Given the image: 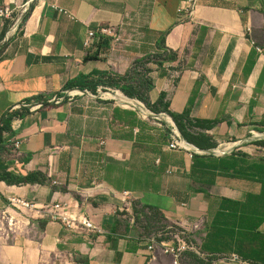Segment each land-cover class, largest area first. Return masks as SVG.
<instances>
[{"label": "crops", "instance_id": "obj_1", "mask_svg": "<svg viewBox=\"0 0 264 264\" xmlns=\"http://www.w3.org/2000/svg\"><path fill=\"white\" fill-rule=\"evenodd\" d=\"M5 6L15 12L0 17V118L29 112L12 119L11 133L3 131L0 174L39 172L46 181L0 179V264H159L161 252L124 226L134 206L193 234L199 248L204 243L218 256L213 263L235 255L264 264V181L254 148L264 127V45L254 36L264 0H198L191 13L187 0H0ZM101 28L116 36L100 35ZM132 30L139 38H126ZM90 31L97 35L90 39ZM161 35L178 58L145 76L152 83L146 100L165 92L170 112L189 106L192 118L217 120L205 132L216 142L232 140V150L171 149L165 138L176 125L169 113H153L151 122L142 98L113 97L116 76L155 51ZM80 77L96 92L65 88ZM125 191L130 205L123 210ZM11 196L38 207L65 204L100 231L12 210Z\"/></svg>", "mask_w": 264, "mask_h": 264}, {"label": "rangeland", "instance_id": "obj_2", "mask_svg": "<svg viewBox=\"0 0 264 264\" xmlns=\"http://www.w3.org/2000/svg\"><path fill=\"white\" fill-rule=\"evenodd\" d=\"M256 25L258 27L254 31V36L260 45H264V17H262L260 20H256ZM139 36L140 35H138L134 30H132L131 33H129V35L126 36V38L133 40V39L139 38ZM141 37H144V35H141ZM148 37H149V41L153 42L155 40V37L152 35H149ZM113 38L114 37H112V39ZM118 42H115V43H118ZM160 61H161V58L157 57L154 54V51H151L147 53L146 55H144L142 58H140V61L133 64L134 66L132 67L131 73L127 77L128 81L127 82L120 81L121 84H124V85L127 84V85L132 86V90H129L128 92L130 96L133 95L140 99L142 97H145L144 94L148 90L146 86V82H145V79H146L145 76L148 75L149 70H151L154 67H157ZM111 89L115 91L112 93L114 96L111 93H106V92H110L109 90L102 89L101 90L102 93L103 92L106 93V94H103V96L104 95L113 96L119 100L120 98L116 95V91H118L117 93H122L123 95L129 96L126 92L122 91L121 89H118V88H111ZM120 100L127 102V103L129 102L128 100L126 101L122 99ZM164 102H166V98L163 100V103L159 104L158 106L153 105L154 103H151L150 101L147 102L146 106L148 107V110L152 113L150 114L151 122L156 121V119L152 117L154 116L153 113H158L156 109H160L164 107L163 106ZM191 118L183 117V118L178 119V122L181 125V127L175 124L173 118L172 120L174 124L176 125L175 135L178 136L181 140H184L186 143L192 145V147L200 150L201 148L199 149L194 143H198L200 145L212 144V148H209L207 150L211 151L213 154L218 155L219 153H216L215 149L219 148L222 145H225L224 143L232 142V140H224L223 142L220 143V142H216L214 139L212 141L211 140L212 136L210 137V134L206 133L202 127L196 126L195 122ZM154 133L155 132L151 131V125H150L149 134L152 135ZM257 133H260V134L257 135L256 137L254 134L246 133V135L244 136V139H252L253 137H255V144H254L255 154L257 151H260L259 154L261 156V159L264 160V127H261L260 130L257 131ZM259 136L261 137L258 138ZM171 141H172V135L168 138H165V142L167 144ZM186 146L188 145L186 144ZM249 147L251 148V146ZM234 152H238L239 154L242 153V155H247L245 151L243 152L240 150L238 151L235 150ZM124 220H125L124 226H127V227L130 226L133 232L137 236H139L141 239L155 238V240L157 241H160L161 239H170L172 238L173 233L176 229V226L174 227L172 226L173 228H171V225L166 220H164V218L160 216V214L157 213L156 211L151 210V209L148 210L140 206H134V212L132 214V217L129 219V216L126 215ZM5 225L7 226V222L3 224V226ZM187 241L189 245L193 246L194 249L197 248L196 250H198L199 252V249H198L199 242L197 241L196 237L193 234L189 235V238H187ZM195 251H192V252H195ZM157 252L160 253L159 250ZM160 254L161 255H159V264H172L169 256L164 255L162 253ZM226 262H232V261H230L228 257H223L217 260L213 264H224ZM179 263L180 264H210L208 261L196 260V258H194L191 255V253H188V252H185L181 255Z\"/></svg>", "mask_w": 264, "mask_h": 264}, {"label": "built area", "instance_id": "obj_3", "mask_svg": "<svg viewBox=\"0 0 264 264\" xmlns=\"http://www.w3.org/2000/svg\"><path fill=\"white\" fill-rule=\"evenodd\" d=\"M198 0H187V6L185 10L188 13H191L192 10L196 7ZM15 9L11 6H5L4 8L0 9V17L3 18H12L14 15ZM20 20L19 18L17 21ZM100 35H110L112 37L116 36V32H114L111 28H101L99 30ZM97 34L96 32L90 31L88 36L89 38L95 37ZM258 51H261L260 48H257ZM76 96V95H72ZM23 106H27V104L23 103ZM43 104L39 103L33 107V109L42 107ZM2 127V122L0 121V128ZM186 142L184 140H181L178 136L172 135V141L169 144V147L171 149H184L186 150ZM19 142L16 141L15 145L18 146ZM130 194L128 191L123 192V200H124V206L125 209L128 208L130 205L129 203V197ZM8 207L12 210L17 211H33V210H39L42 214L48 215V217L51 220H60L66 227L71 229L78 228L79 225L83 226L84 228H87L89 230H97L100 231L97 226L93 224L88 218L85 216L82 217H73L72 215L68 214L67 207L65 204H54L53 206H50L48 204H44L41 207H38L35 202L19 197V196H11L8 197ZM9 224L13 223L14 219L12 217H9L7 219ZM174 227V226H173ZM171 226V228H173ZM190 233L186 231L185 229H182L180 227L176 226V229L173 233L172 238L170 239H161L160 241L155 240V238H149L147 239L149 241L148 249L151 251L159 250L162 254L171 256L172 258V264H180L179 260L183 253L188 251H195L197 248L194 249L193 246L189 245L187 238H189ZM195 252L199 253L198 250ZM155 258V257H154ZM230 261L232 262H239V264H244L242 261L239 260V258L235 255L231 256Z\"/></svg>", "mask_w": 264, "mask_h": 264}, {"label": "trees", "instance_id": "obj_4", "mask_svg": "<svg viewBox=\"0 0 264 264\" xmlns=\"http://www.w3.org/2000/svg\"><path fill=\"white\" fill-rule=\"evenodd\" d=\"M154 54L161 58V61L159 62L158 66H162L165 62H171V61H175L178 58V54L177 52L169 49L168 47H166L164 45V35H161L160 38L157 40L156 42V50L154 51ZM140 61V59L135 60L134 64L136 62ZM134 66V65H133ZM151 70H149L148 72H150ZM131 70L128 71L125 75L123 76H116L115 81H113L111 83L112 86L121 89L122 91L126 92L129 96L130 94L128 93L129 90H132V86L131 85H127V84H121L120 81H124L127 82L128 79L127 77L130 75ZM117 80V81H116ZM146 82V86L148 90L152 89V83L151 80L149 78L145 79ZM78 88L80 90H91L96 92L97 89V85L96 84H90L89 81L84 80L83 78H76L73 80H70L67 82V84L65 85L66 89H70V88ZM133 96V95H132ZM166 98V93L165 92H161L159 95L158 100L153 104L158 106L159 104L163 103V100ZM142 99L146 102H148L146 100V97H142ZM193 101V99H190V104ZM164 107L160 108V109H156L157 112L160 111H164L169 113V115L173 118L175 124L177 126L181 125L178 122V119L183 118V117H189L190 116V107L188 106L182 113L177 114V113H172L169 110V103L168 102H164L163 104ZM29 112L28 108H22L21 111H15V110H9L6 113L3 114V116L0 118V121L2 122V127L0 128V143L3 142V131L6 132H12L11 131V121L14 117L17 116H23L26 113ZM133 114V113H131ZM196 126L198 127H202L205 130L211 129L215 123L217 122V120H208V119H199V118H191ZM211 137V135H210ZM211 140L213 141V138L211 137ZM198 148L201 149H209L212 148V144H207V145H200L198 143H194ZM228 164L234 166L235 162L230 163L228 162ZM256 171L258 169L259 174L262 175V180L264 181V160L261 159V163L259 164V166L257 167V165L255 166ZM0 179L6 181L8 184H20V183H42L44 181H46V177L43 176L42 174H40L39 172H30L27 175H13L12 173L9 172H5L4 174H0ZM262 203H264V199L262 198ZM157 213L160 214V212L156 211ZM160 216H162V214H160ZM163 217V216H162ZM199 249V253L197 252H192V251H188V253H191V255L196 258V260L199 261H208L210 264H213V260L217 259L214 256V254H212L211 252H206L205 250V244L203 243ZM239 257V256H238ZM239 259L243 260V261H253L251 259H245L242 257H239Z\"/></svg>", "mask_w": 264, "mask_h": 264}, {"label": "bare ground", "instance_id": "obj_5", "mask_svg": "<svg viewBox=\"0 0 264 264\" xmlns=\"http://www.w3.org/2000/svg\"><path fill=\"white\" fill-rule=\"evenodd\" d=\"M120 99H122V100H128V98L125 96V95H123L122 93H117L116 94ZM134 100V99H133ZM260 133H257V132H255V135L257 136V135H259ZM261 136H259L258 138H260ZM185 144H187L188 146H190L188 143H185ZM225 145H222V146H220L219 148H217V149H215V152H217V153H224V152H228V151H230V150H232L233 149V144H231V142L229 143V144H226V143H224ZM187 147V146H186Z\"/></svg>", "mask_w": 264, "mask_h": 264}]
</instances>
